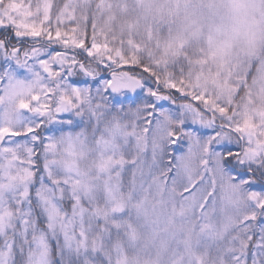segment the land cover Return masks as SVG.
<instances>
[{"label":"snow or ice","instance_id":"1","mask_svg":"<svg viewBox=\"0 0 264 264\" xmlns=\"http://www.w3.org/2000/svg\"><path fill=\"white\" fill-rule=\"evenodd\" d=\"M0 264H264V0H0Z\"/></svg>","mask_w":264,"mask_h":264}]
</instances>
